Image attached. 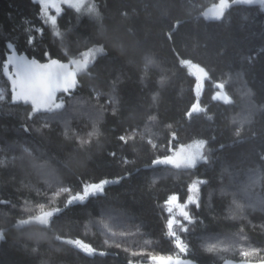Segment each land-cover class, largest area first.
<instances>
[{"label":"trees","instance_id":"obj_1","mask_svg":"<svg viewBox=\"0 0 264 264\" xmlns=\"http://www.w3.org/2000/svg\"><path fill=\"white\" fill-rule=\"evenodd\" d=\"M64 1L50 23L35 0H0V264L264 260V6L207 20L220 0H92L97 20ZM13 49L88 72L31 120L9 84ZM186 61L211 79L200 113ZM198 146L205 160L172 163ZM51 211L47 226L25 224Z\"/></svg>","mask_w":264,"mask_h":264},{"label":"water","instance_id":"obj_2","mask_svg":"<svg viewBox=\"0 0 264 264\" xmlns=\"http://www.w3.org/2000/svg\"><path fill=\"white\" fill-rule=\"evenodd\" d=\"M6 65L11 70L9 84L14 99L16 103L31 108V120L36 115L50 111L61 95L78 89L81 86L80 78L88 72L84 65L71 66L59 59L43 63L15 49L8 55ZM164 264L201 263L184 257H170ZM221 264H264V260L227 259Z\"/></svg>","mask_w":264,"mask_h":264},{"label":"rangeland","instance_id":"obj_3","mask_svg":"<svg viewBox=\"0 0 264 264\" xmlns=\"http://www.w3.org/2000/svg\"><path fill=\"white\" fill-rule=\"evenodd\" d=\"M40 3L43 8L45 15L50 23L55 22V17L57 12L60 10V6L57 0H35ZM64 3L74 8L80 14H88L92 18L97 20L100 19L99 12L96 9L92 8V0H65ZM238 3H246L252 5H260L264 6V0H220L218 4L213 6L211 9L205 11L202 16L207 20H219L222 18L224 12L230 8L234 4ZM93 53H89L86 58H91ZM87 65L88 62L81 61H74L72 65L80 66V65ZM185 66L187 67L188 71L196 78V86H195V94H196V103L193 105L191 112L193 113H200L203 111V108L200 104V99L208 85V82L211 81L210 76L208 75L207 71L200 66L186 61ZM8 69L7 76L10 79L11 77V70ZM214 87V100L220 101L222 103H229L231 101L229 95L227 94L224 85L220 82L213 83ZM14 95V93H13ZM5 97V89L0 84V99ZM58 102V101H57ZM56 105V104H55ZM172 163L175 165H192V163H196L200 159L205 160L206 157L203 155L202 149L198 146L196 151H192L191 148L189 149H180L178 150L175 155L172 157ZM109 184L108 181L101 182L99 184H94L87 187L82 193L76 194L70 198L68 201V205L76 204V203H83L86 202L91 196H95L101 194L103 189ZM197 190L198 185L193 187V194L189 200V203H195L197 201ZM185 205H181L176 203V201L171 202V209L176 212H183ZM55 214V211L46 212L36 218H33L27 221L25 224H36L41 226H47L51 217ZM74 246H76L81 251L85 252L86 254H92V250L85 246L81 242H72Z\"/></svg>","mask_w":264,"mask_h":264}]
</instances>
